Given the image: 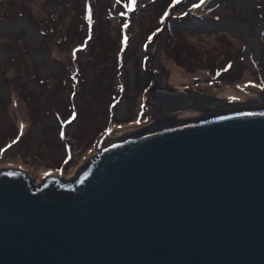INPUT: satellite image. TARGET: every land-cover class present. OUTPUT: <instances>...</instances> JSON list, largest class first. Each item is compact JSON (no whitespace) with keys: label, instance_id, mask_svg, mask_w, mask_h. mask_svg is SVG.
<instances>
[{"label":"water","instance_id":"water-1","mask_svg":"<svg viewBox=\"0 0 264 264\" xmlns=\"http://www.w3.org/2000/svg\"><path fill=\"white\" fill-rule=\"evenodd\" d=\"M230 22L245 41L249 24ZM154 92V124L74 179L0 170V264H264V94ZM191 105L204 114L172 116Z\"/></svg>","mask_w":264,"mask_h":264},{"label":"rangeland","instance_id":"rangeland-1","mask_svg":"<svg viewBox=\"0 0 264 264\" xmlns=\"http://www.w3.org/2000/svg\"><path fill=\"white\" fill-rule=\"evenodd\" d=\"M128 3L0 0V170H24L35 184L74 179L102 145L154 124L146 96L153 87L198 85L229 107L261 104L264 28L247 29L258 37L259 55L247 36L220 26L236 16L247 24L264 17V0H204L199 8L201 0H136L132 10ZM25 18L51 67H41L19 22Z\"/></svg>","mask_w":264,"mask_h":264},{"label":"bare ground","instance_id":"bare-ground-1","mask_svg":"<svg viewBox=\"0 0 264 264\" xmlns=\"http://www.w3.org/2000/svg\"><path fill=\"white\" fill-rule=\"evenodd\" d=\"M261 13H264V10ZM5 22L6 21H4L3 23H5ZM16 22L17 21L13 20V21H10L8 23H16ZM19 22H26V27L30 30L29 31L30 33L26 37L30 41V44L33 46L34 52L37 55L38 59L41 61V67L43 69L47 68L46 66L51 67V65L49 66V64H45L44 63L46 55H45V51L41 50L39 45L37 44V41H36L37 40V37H36L37 36V31H36L35 27L30 23V21L27 18H25L24 20H20ZM236 22H237V20H236ZM251 24H253L257 30H259V31L262 30L264 28V17H260V18L254 17V18H252V22L249 25H251ZM252 31L255 32V30H252ZM246 33H247L246 34L247 41L249 43V48L248 49L254 47L256 49V51L258 52V54L261 55L260 46L258 44V37L253 35V34L252 35L248 34V32H246ZM33 38L35 39V41L33 40ZM1 90L5 91V88L2 87ZM124 107H125V105L123 104L122 107H121L123 112H124ZM195 116H193V117H195ZM6 125H7V122L6 123H2L1 127H2L3 130L5 129ZM35 134L37 136H40V134H41L40 127H38V129L35 131Z\"/></svg>","mask_w":264,"mask_h":264},{"label":"flooded vegetation","instance_id":"flooded-vegetation-1","mask_svg":"<svg viewBox=\"0 0 264 264\" xmlns=\"http://www.w3.org/2000/svg\"><path fill=\"white\" fill-rule=\"evenodd\" d=\"M162 88H158V87H153L151 88L146 96H147V100H148V103H147V106H150L151 107V114L153 116V105H152V101H153V97L155 95V92L154 91H161ZM166 91V90H164ZM189 92V91H192L194 93H201L203 95H210L212 96L213 94H209V93H203L201 91V89L198 87V85H190V86H185L184 88H182V91L181 92ZM213 96H216L218 98H221V99H226L225 97H220V96H217V95H213ZM197 112L196 108L194 107V105H191L190 107L186 108V109H183V110H179V111H175L172 113V116H176L177 118L179 119H183V118H191L193 117L194 115L193 112Z\"/></svg>","mask_w":264,"mask_h":264},{"label":"snow or ice","instance_id":"snow-or-ice-1","mask_svg":"<svg viewBox=\"0 0 264 264\" xmlns=\"http://www.w3.org/2000/svg\"><path fill=\"white\" fill-rule=\"evenodd\" d=\"M117 2H119V0H117ZM176 2H179V0H176ZM203 2H204V0H201L200 4H194L193 8H199L203 4ZM135 4H136V0H130V3L125 4L124 6L126 8H129V10H132V9H134ZM173 6H175V5H173ZM88 12H89L88 21H89V24H91L92 21H91V9L90 8H89ZM185 15H186V13H185ZM125 27H127V25H125ZM124 42L125 43L127 42V37L124 38ZM229 67H231V66L229 65ZM41 83H43V81H41ZM252 86L253 87H259L258 85H252ZM261 90L264 91V87H262ZM73 118H75V117H73ZM61 135H63V134H61Z\"/></svg>","mask_w":264,"mask_h":264},{"label":"trees","instance_id":"trees-1","mask_svg":"<svg viewBox=\"0 0 264 264\" xmlns=\"http://www.w3.org/2000/svg\"><path fill=\"white\" fill-rule=\"evenodd\" d=\"M109 48H111V46H109ZM110 50V49H109Z\"/></svg>","mask_w":264,"mask_h":264}]
</instances>
